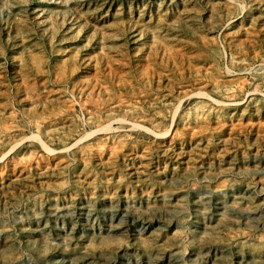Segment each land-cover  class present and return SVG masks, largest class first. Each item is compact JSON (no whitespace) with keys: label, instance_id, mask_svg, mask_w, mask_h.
<instances>
[{"label":"rangeland","instance_id":"obj_1","mask_svg":"<svg viewBox=\"0 0 264 264\" xmlns=\"http://www.w3.org/2000/svg\"><path fill=\"white\" fill-rule=\"evenodd\" d=\"M0 264H264V0H0Z\"/></svg>","mask_w":264,"mask_h":264}]
</instances>
